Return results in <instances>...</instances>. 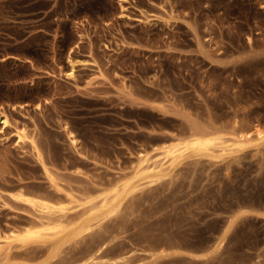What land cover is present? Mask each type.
I'll return each instance as SVG.
<instances>
[{"label":"rangeland","instance_id":"374dc122","mask_svg":"<svg viewBox=\"0 0 264 264\" xmlns=\"http://www.w3.org/2000/svg\"><path fill=\"white\" fill-rule=\"evenodd\" d=\"M0 111V264H264V0H0Z\"/></svg>","mask_w":264,"mask_h":264},{"label":"bare ground","instance_id":"6f19581e","mask_svg":"<svg viewBox=\"0 0 264 264\" xmlns=\"http://www.w3.org/2000/svg\"><path fill=\"white\" fill-rule=\"evenodd\" d=\"M69 64L72 67V71L70 73H68L67 75H69V77L74 76V62L72 60L69 61ZM0 115L1 117H4L3 120H1L3 128H7L9 126V121L6 117V114L4 111H0ZM194 130V129H193ZM71 140L73 141V143L76 142V140L73 138V133L70 132L69 133ZM193 136L188 138L187 140H185L183 143L181 144H177L171 147H167L165 149L163 158H161L160 160H156L153 163L150 164V158L146 157L145 155L142 157V166L139 167L138 169V173H137V178L139 179H150V182H155L158 180H161L163 177H165L167 174V170H172L174 169V167L178 166L182 159L188 155L189 153L191 154H199V155H208V156H213V152L214 149L216 147H220L223 150V153H228V152H232V151H241L246 149L247 147H249L251 144L250 142L252 141V133H247V134H239L238 137H236L235 139H233L232 141H225L223 140L222 137L219 136H215V135H203L200 132L194 131V134H192ZM256 136L258 137L257 139L259 140H264V133L263 131H257L256 132ZM17 137L19 139V142L22 141L25 137L23 136V134L21 133H17ZM245 151V150H244ZM235 153V152H233ZM217 158V157H216ZM167 164H169V167L167 168ZM147 180V181H148ZM141 181V180H140ZM138 181V182H140ZM135 183V182H134ZM132 183H127L125 184V190H127L126 192H128L129 195V191L132 192V189L135 187L133 186L134 184ZM135 189H133L134 191ZM119 192V191H117ZM115 198V197H114ZM121 198V197H120ZM124 198V197H123ZM106 199V198H105ZM109 199V197H108ZM107 200V199H106ZM105 200V201H106ZM117 200V199H115ZM118 202V201H116ZM113 203V202H112ZM119 203V202H118ZM38 205V207L43 208V210H48L51 211L53 207H51L50 205H48L47 203H43V202H37L36 203ZM108 204V203H107ZM111 205V204H110ZM109 205V206H110ZM118 205V204H117ZM116 205V208L119 209V207ZM101 206V205H99ZM37 207V206H36ZM113 207V206H112ZM94 208V207H93ZM96 209V208H95ZM94 209V210H95ZM105 210V209H104ZM121 210V209H119ZM103 211V210H102ZM115 208H110L106 211L105 216H109V215H113V213L115 212ZM100 212V211H99ZM91 214V212H90ZM118 214V213H117ZM115 215V214H114ZM85 216V215H84ZM93 216V215H92ZM116 216V215H115ZM89 217V216H88ZM99 216H97L95 214V218L93 217V219H97ZM102 217V216H101ZM102 217V218H103ZM110 217V216H109ZM112 217V216H111ZM90 218V217H89ZM108 218V217H107ZM80 219V217H79ZM88 219V218H86ZM57 220V219H56ZM55 220V221H56ZM76 220V219H75ZM102 220V219H101ZM104 220V219H103ZM62 221V220H61ZM48 222V221H47ZM63 222V221H62ZM82 222V221H81ZM99 222V220L97 221ZM96 222V223H97ZM101 222V221H100ZM99 222V223H100ZM72 223V222H71ZM50 224H53V221H50L47 224H43L45 230H49L52 231L53 235H56V238L61 237L64 240L65 239H70V238H74V237H83L81 236L84 233H89V231L93 228L92 224L90 221L87 223H83L81 225H78L77 227H73L72 229H68V227H66L64 224H57L54 223V225L52 227H48ZM73 224V223H72ZM69 225V224H68ZM41 234V231H37L34 228H30L26 231V239L28 241H33L34 239H32L33 237H36L37 235ZM116 237V236H115ZM75 240V239H74ZM77 240V239H76ZM68 241V240H67ZM63 242V241H62ZM66 243V242H64ZM63 246V245H62ZM61 246V247H62ZM104 247V246H103ZM58 249V248H57ZM54 250V249H52ZM56 250V249H55ZM54 250V251H55ZM93 251V249H92ZM87 252V251H86ZM99 252V251H98ZM95 252V253H98ZM103 252V251H102ZM164 252V251H163ZM58 253V252H57ZM91 253V251H90ZM94 253V252H93ZM56 254V253H55ZM102 254V253H100ZM92 255V253L90 254ZM102 256V255H101ZM55 257V256H54ZM90 257V256H89ZM100 256H96L93 255L91 256V258L89 259V261H87L86 264H99V259ZM8 259V258H7ZM6 259V260H7ZM101 259V258H100ZM124 259V258H122ZM128 259V258H127ZM113 261V260H112ZM120 261V260H118ZM104 262V261H103ZM2 263V262H0ZM107 264H112L111 262H104ZM115 263V262H114ZM122 263V261H121ZM9 264V263H7ZM19 264V263H18ZM117 264V263H116Z\"/></svg>","mask_w":264,"mask_h":264},{"label":"snow or ice","instance_id":"6c2138e0","mask_svg":"<svg viewBox=\"0 0 264 264\" xmlns=\"http://www.w3.org/2000/svg\"><path fill=\"white\" fill-rule=\"evenodd\" d=\"M243 214V213H242Z\"/></svg>","mask_w":264,"mask_h":264}]
</instances>
